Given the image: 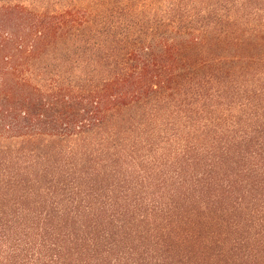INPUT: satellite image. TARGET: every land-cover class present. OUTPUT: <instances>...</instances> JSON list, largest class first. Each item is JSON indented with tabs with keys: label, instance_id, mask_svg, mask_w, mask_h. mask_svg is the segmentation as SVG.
<instances>
[{
	"label": "trees",
	"instance_id": "1",
	"mask_svg": "<svg viewBox=\"0 0 264 264\" xmlns=\"http://www.w3.org/2000/svg\"><path fill=\"white\" fill-rule=\"evenodd\" d=\"M0 264H264V0H0Z\"/></svg>",
	"mask_w": 264,
	"mask_h": 264
},
{
	"label": "rangeland",
	"instance_id": "2",
	"mask_svg": "<svg viewBox=\"0 0 264 264\" xmlns=\"http://www.w3.org/2000/svg\"><path fill=\"white\" fill-rule=\"evenodd\" d=\"M234 51H235L234 48L231 47V48H229V52H228V53H235ZM252 52L255 53V52H257V50L254 49V50H252ZM242 53H243V52H240V51H239L238 54H242Z\"/></svg>",
	"mask_w": 264,
	"mask_h": 264
}]
</instances>
